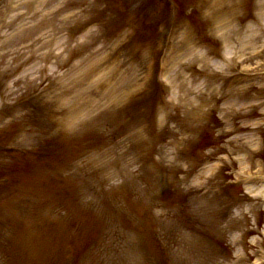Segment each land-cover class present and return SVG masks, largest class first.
I'll list each match as a JSON object with an SVG mask.
<instances>
[{"label":"rangeland","instance_id":"obj_1","mask_svg":"<svg viewBox=\"0 0 264 264\" xmlns=\"http://www.w3.org/2000/svg\"><path fill=\"white\" fill-rule=\"evenodd\" d=\"M85 1L90 0H79L75 8H79ZM13 2L14 0H0V33L4 36L15 30L13 26L8 27L3 24L4 21H8L6 15L11 13L10 8L15 4ZM180 4L185 12L190 9L188 6L197 5L202 15V20H199L198 24L185 25L184 31L188 36L186 40L191 41L202 29L209 31L211 35L218 37L219 44L223 46L225 52L228 51L226 46H231L229 49L235 57L234 62L236 65L239 63L241 71L249 68L256 71L246 69V72H243L254 75L264 73V53L261 51L264 43L262 39L254 37H258L255 35V23L257 22L258 27L264 23V0H245V3L244 0H184ZM17 12L20 16L22 9L20 8ZM237 13L244 19L243 26L237 23V17H232ZM89 16L100 20L106 19L104 13H99L94 8L90 9ZM180 21L184 22L182 18ZM59 22V20L55 22L58 28ZM233 29L238 31L235 33L239 35L224 42L222 36ZM45 31L49 30L38 31L37 36L31 40L20 36L18 40L3 42L1 50L14 49L11 52L14 54L7 61H0V74H2L0 87L6 86L5 93L4 88L0 89V95L8 94L11 99H14L16 91H22L25 88V84L13 81L20 72L17 69H25L33 60L22 67L21 62L18 64L13 62L21 56L28 58L32 48L30 43H33L35 49L41 51L42 42L40 41L44 40ZM59 36L60 34L55 35L54 39ZM155 36L153 34L150 38H145L143 41L146 42L143 46H155ZM5 39L6 37L2 41ZM104 40L105 37L101 33L98 39L95 38L92 41V45L86 46L85 49L81 48L73 54H66L67 60H52L57 76L61 78L53 82V86L57 88L54 96H42L37 99V102L30 101L29 96L27 100L21 102L14 99L18 103L13 108L4 107L3 116L0 117V131L3 129L13 131L15 126L16 130L11 140L14 147L25 151H36L46 143V137L59 136L67 141L88 138L83 140L86 141L84 143L87 148L83 149L82 146H85L81 145L83 144L81 142H73L69 144V150L77 151L78 154L85 149L88 150L84 153L89 152L81 159L79 158L84 153L79 156L75 166L71 168V174H73L71 177L77 184L74 187L73 198L67 204L57 201L51 194H44L41 198L34 197L32 214L24 208L20 216L12 217L15 211L13 203L6 201L0 206V219L7 214L8 219L11 217L10 221H18L23 227H26L27 223L41 221L38 232L46 235V231L53 222L50 220H55L54 214L63 213L66 207L72 206L74 200L81 206V203L85 205L91 198L96 207L104 210L102 214L99 212L98 217H95L96 224L100 223L99 241L102 240V233L106 232V238L109 233L107 243L111 244L106 247V252L93 257L92 264H155L150 256L143 253L145 243L136 233L137 231L146 238L152 231L158 232L171 256L169 264H264V200H256L244 194L249 186L253 184L257 186L255 182H252L253 177L264 176V101L261 102L264 96V83L255 81L247 85L248 87L244 85L245 89L242 92L245 99L242 101L244 104L242 107H238L237 102L234 105L229 103L230 107H235L230 110L243 109L239 116L243 115L240 119V131L228 132L226 121L223 124L218 121L219 116H224L223 113L226 112L228 104L224 97L222 82L218 77L207 80V83L211 84L209 87L211 93L206 95V98L213 99L209 106L213 107V113L209 120L211 123L206 124L212 130L205 133L204 143L210 142L209 135L213 133L217 143L212 147L217 152L208 161L210 156L202 157L199 154V159L195 162L198 164L196 170L186 175L181 173V171L185 172V165L176 166L167 163L166 142L173 141L171 134L162 130L159 132L158 139L153 141L147 131L134 125L136 122L133 121L130 124L126 121L128 124H125L118 121V116L121 114L116 107L124 99L126 100L132 84L134 88L141 84L143 65L140 58L148 51L142 50L143 55H139L140 60L137 61L125 60L119 54L116 63L119 66L118 71L111 80H106L103 76L110 73L112 63L106 61L93 67L98 57H103L96 50L100 45L99 42ZM193 52L190 48L183 53L178 48L169 63V68L174 71L173 79L179 86L190 80L193 69L198 73V76L192 79L196 80V83L192 82L194 86L201 83L204 72L212 70L211 64L206 63L202 57L198 58ZM86 54L97 57L94 58L95 61L91 59L87 63L82 62L80 56ZM256 55L262 56L254 58ZM107 64L111 66L107 67ZM181 86L183 92V85ZM188 93L190 94V91ZM234 93L236 94V91ZM32 105H36V108L40 107L41 110L37 116L40 115L42 120L46 121V125L40 126L45 129H38V126L33 128L37 123L36 117L32 116L30 120L27 118L28 113L33 112ZM178 108L184 111V107ZM25 115L26 118H23ZM18 124H22L23 130L17 126ZM259 139L260 144H258ZM2 142L3 140L0 139V143ZM152 145H154L155 154L158 157L160 155L159 159L169 170L167 175L170 177L172 186L178 185L190 194L178 206H170L168 196L162 199L165 193L162 194L160 190H164L167 185V179H162L160 175L165 173L162 169H152L148 185L139 177L140 166L145 168L144 173L147 175L150 173L148 166L141 165V157L144 150L152 149ZM219 158L229 161L226 164L227 175L213 181L212 185H201V177L198 179L197 177L199 171L203 169V164L206 162L207 166V162H216ZM7 163L10 162L7 161ZM3 166L0 165V168ZM27 167L28 171L32 169L30 165ZM179 174H183L180 179L177 178ZM231 180L236 181L239 187L226 189L225 193L224 185L231 183ZM136 196L139 197L132 199ZM149 207H153L156 212L155 224L146 219L145 212ZM179 207L180 209H177ZM86 209H88L87 205ZM216 209L219 211L214 213ZM140 218H143L141 228L136 227ZM10 229L7 230L6 235L0 230V264H6V256L10 251L12 232ZM238 233L243 234L241 239V244L245 248L243 258L238 257L235 245V235ZM246 235L247 242L249 240L248 245ZM223 243L227 250L222 246ZM148 247L152 252L150 244ZM33 251L36 253L35 259L38 258L37 264H40V257L46 252V245L38 244ZM152 255L155 257L153 252Z\"/></svg>","mask_w":264,"mask_h":264},{"label":"bare ground","instance_id":"obj_2","mask_svg":"<svg viewBox=\"0 0 264 264\" xmlns=\"http://www.w3.org/2000/svg\"><path fill=\"white\" fill-rule=\"evenodd\" d=\"M260 194V193H259Z\"/></svg>","mask_w":264,"mask_h":264}]
</instances>
